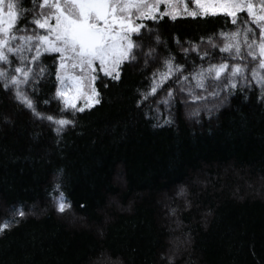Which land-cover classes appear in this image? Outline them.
Returning <instances> with one entry per match:
<instances>
[{"label": "trees", "instance_id": "trees-1", "mask_svg": "<svg viewBox=\"0 0 264 264\" xmlns=\"http://www.w3.org/2000/svg\"><path fill=\"white\" fill-rule=\"evenodd\" d=\"M251 2L260 14L264 0ZM24 6L15 34L47 35L27 23L39 0ZM143 25L118 78L96 71L99 103L85 108L57 95L58 53L12 42L26 59L8 54L0 68L20 79L16 67L31 69L20 89L33 107L0 78V264H264V87L252 77L264 69L244 40L247 25L258 44L259 28L245 12L235 24L217 14ZM237 41L239 56L221 51ZM180 236L188 245L172 257Z\"/></svg>", "mask_w": 264, "mask_h": 264}, {"label": "snow or ice", "instance_id": "snow-or-ice-1", "mask_svg": "<svg viewBox=\"0 0 264 264\" xmlns=\"http://www.w3.org/2000/svg\"><path fill=\"white\" fill-rule=\"evenodd\" d=\"M5 2L6 0H0V64H11L8 54L21 61L26 59L24 47L21 44L13 47V41L37 39L40 41L36 45L37 56L40 54L41 47H44L45 51L60 54L62 68L65 67L63 60L69 58L72 60V67H79L81 71L93 69L94 62L98 61L100 70L109 76L123 61L134 58L130 57V52L134 47L131 36L133 34L140 35L141 29L145 27L138 21L143 19L157 20V18H163L164 15H168L171 19L176 18L174 14L167 11V0H155V2H148V0H39V7L42 10L48 9L47 13L42 11L39 17H33L31 20H27V23L36 25L38 29H44L48 34L24 37L15 34L26 30L23 26L17 27V22L26 20V14L31 9L24 6V0H7V12H5ZM191 3L199 10L187 13L193 18L197 15L203 17L222 14L232 18V23L235 24L236 14L245 12L251 23L256 24L259 28V43L257 44L255 38L251 42L248 41L247 32L252 31V29L245 25L244 40L250 49L248 56L255 60L258 52L259 68L264 69V6L261 7L260 14H257L251 0H191ZM161 4L164 5V11H161ZM185 7L187 8V5ZM52 20L54 23H50ZM239 32L238 29L237 32L231 34L234 41ZM254 45L257 51L251 50ZM233 46L236 55L239 56L240 44L238 41L235 45L226 44L221 51H226ZM35 58L34 56L33 60ZM227 67V64L212 65L208 71H214L216 78H219L221 72ZM243 71L244 68L241 65L234 64L231 75L242 74ZM14 72L22 75L23 79L18 78L15 74H10L8 69L0 68L3 87L7 89L10 85L14 86L16 99L32 108V101L20 89L21 84L27 83L31 69L25 70L16 67ZM198 75L201 77L198 87L202 88L203 73ZM252 77L257 84L264 87V77H258L256 69L252 70ZM113 78H118V73ZM57 79H62L59 72H57ZM70 79L76 80L75 77ZM76 82L78 83V81ZM232 86L235 87L234 84ZM76 90L79 91L78 88ZM57 95L66 94L58 89ZM193 99H197V97H193ZM96 103L99 101L97 100ZM47 119L53 121L52 116H48ZM55 123L63 126L69 121L59 119ZM57 207L59 211L63 212L67 205L59 203ZM18 214L24 215L22 211ZM8 226L7 223L0 224V231Z\"/></svg>", "mask_w": 264, "mask_h": 264}, {"label": "rangeland", "instance_id": "rangeland-1", "mask_svg": "<svg viewBox=\"0 0 264 264\" xmlns=\"http://www.w3.org/2000/svg\"><path fill=\"white\" fill-rule=\"evenodd\" d=\"M148 2H155V0H148ZM187 5V8L185 7ZM199 11L198 9L195 8V6L191 3V0H167V11L170 13L174 14L175 17L183 16V15H188L187 13L189 11ZM4 11L7 12V0L4 4ZM48 9H43V12L46 14ZM161 11H164V5L161 4ZM168 16V15H167ZM148 19H143L138 21L139 23L143 24V22ZM54 23V20L53 22ZM133 34L131 36V39L133 40ZM50 39H52L50 37ZM59 54V53H58ZM61 56L59 54V74L62 77V79H59L60 84H59V90L66 95L61 96L64 101L70 105V106H79L80 108H85L88 106L93 105L97 101V91L95 88V73L96 71L100 70L99 62L95 61L93 64V69L86 70V71H81L79 67L73 68L72 67V60L69 58H65L63 60V63L65 67H61ZM120 66V65H119ZM119 66L116 67L115 71L113 72V75H117L119 71ZM107 67V66H106ZM100 72L104 73L103 71L100 70ZM105 74V73H104ZM71 77H75L76 80L70 79ZM78 81V83L76 82ZM79 89L77 91L76 89ZM199 181V180H198ZM251 184H248L245 182L246 188L251 189L255 188L257 190V182H254ZM179 193L178 196L180 199H184L187 192L183 191L182 188L178 189ZM178 226V223L176 224ZM181 228H177L179 231ZM172 246L174 248L173 253L171 254L172 257L176 255V250L175 248H178V246H187L188 245V240L183 237H175L172 242ZM100 264H116L115 262L111 261H102Z\"/></svg>", "mask_w": 264, "mask_h": 264}]
</instances>
